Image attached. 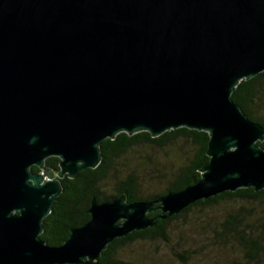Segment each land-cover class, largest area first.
Returning a JSON list of instances; mask_svg holds the SVG:
<instances>
[{
    "label": "water",
    "instance_id": "95a60500",
    "mask_svg": "<svg viewBox=\"0 0 264 264\" xmlns=\"http://www.w3.org/2000/svg\"><path fill=\"white\" fill-rule=\"evenodd\" d=\"M262 72L264 0H0V264H106L116 238L264 189V126L232 98ZM181 127L210 136L197 183L153 201L93 198L61 245L41 238L61 179L96 168L103 140Z\"/></svg>",
    "mask_w": 264,
    "mask_h": 264
},
{
    "label": "trees",
    "instance_id": "16d2710c",
    "mask_svg": "<svg viewBox=\"0 0 264 264\" xmlns=\"http://www.w3.org/2000/svg\"><path fill=\"white\" fill-rule=\"evenodd\" d=\"M250 119L264 126V72L243 80L232 94ZM209 133L181 127L153 137L142 131L129 135L120 133L114 139L101 143L102 160L96 168H87L76 178L61 179L63 190L51 213L44 219L40 235L53 246L61 245L70 236L71 229L90 219L91 200L108 201L127 195L128 201H153L171 191L181 190L201 179V169L208 164ZM264 148V140L257 142ZM59 158L50 157L46 165L59 168ZM33 171H39L34 166ZM220 204L234 205L220 220H208L211 246L231 247L242 260L232 264H264V189L241 188L226 191L209 199L198 200L179 214L158 219L154 227L134 231L116 238L103 251L100 262L106 264H149L147 256L133 248L139 243L171 244L172 229L178 222L189 224L193 212L204 214ZM160 211L150 213L158 215ZM201 221H202V216ZM130 250L129 260L124 255ZM196 250L189 248L174 255L183 264H193Z\"/></svg>",
    "mask_w": 264,
    "mask_h": 264
},
{
    "label": "rangeland",
    "instance_id": "374dc122",
    "mask_svg": "<svg viewBox=\"0 0 264 264\" xmlns=\"http://www.w3.org/2000/svg\"><path fill=\"white\" fill-rule=\"evenodd\" d=\"M234 205L220 204L217 207L208 209L204 214L193 212L189 216V224L178 222L172 229L174 235L171 238L172 243L166 244L158 242L154 244L139 243L133 246L135 250L147 256L149 264H183V262L174 255V250L179 253L189 248L196 250L192 258L193 264H232L233 261L242 260L240 254L235 253L231 247L214 248L211 246L210 228L207 226L209 219L212 221L220 220L228 209L232 210ZM202 216V221L201 217ZM130 250L124 255L125 260H129Z\"/></svg>",
    "mask_w": 264,
    "mask_h": 264
},
{
    "label": "flooded vegetation",
    "instance_id": "af4514ba",
    "mask_svg": "<svg viewBox=\"0 0 264 264\" xmlns=\"http://www.w3.org/2000/svg\"><path fill=\"white\" fill-rule=\"evenodd\" d=\"M54 170V169H53ZM39 171H40V169H39ZM39 171H36V172H39Z\"/></svg>",
    "mask_w": 264,
    "mask_h": 264
}]
</instances>
